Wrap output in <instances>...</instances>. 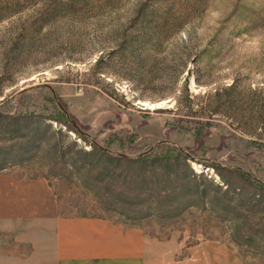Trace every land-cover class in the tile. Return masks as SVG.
<instances>
[{"label":"rangeland","instance_id":"obj_1","mask_svg":"<svg viewBox=\"0 0 264 264\" xmlns=\"http://www.w3.org/2000/svg\"><path fill=\"white\" fill-rule=\"evenodd\" d=\"M150 1L0 0V184L264 264V0Z\"/></svg>","mask_w":264,"mask_h":264},{"label":"crops","instance_id":"obj_2","mask_svg":"<svg viewBox=\"0 0 264 264\" xmlns=\"http://www.w3.org/2000/svg\"><path fill=\"white\" fill-rule=\"evenodd\" d=\"M45 181L10 176L0 184V230L29 248L0 250V264H248L218 240L184 246L108 217L61 214Z\"/></svg>","mask_w":264,"mask_h":264},{"label":"trees","instance_id":"obj_3","mask_svg":"<svg viewBox=\"0 0 264 264\" xmlns=\"http://www.w3.org/2000/svg\"><path fill=\"white\" fill-rule=\"evenodd\" d=\"M165 3V0H151L147 5H152L154 6V4H159L157 7H155V9H159L161 8V6H165L167 7L168 5L164 4ZM147 5L145 3H142L139 8L137 9V13H141V12H144V9H146ZM79 133L82 134V132H80V130L78 128H76ZM90 144L95 148V149H99L102 153L104 154H111V156L117 158V159H121V160H125L127 159L126 155L123 154V153H111L109 148H104L102 146H100L99 144H97L95 141L91 140ZM174 148L176 149V152H168V151H163L161 152L160 154H156V155H151L150 153L148 152H139L138 154H136L134 157H131L132 159H134V161L136 162H145V161H152L154 159H158V158H161V159H164V160H173L174 158L178 157V156H185V154L182 152V150L177 147V146H174ZM213 165V164H212ZM217 168V167H216ZM233 169V168H231ZM236 170H238L241 174H243L244 176L246 175V172L243 171V170H239L237 168H235ZM234 169V170H235Z\"/></svg>","mask_w":264,"mask_h":264},{"label":"bare ground","instance_id":"obj_4","mask_svg":"<svg viewBox=\"0 0 264 264\" xmlns=\"http://www.w3.org/2000/svg\"><path fill=\"white\" fill-rule=\"evenodd\" d=\"M142 104H145V105H147L148 107H152V105H153L154 103H147L146 101H143Z\"/></svg>","mask_w":264,"mask_h":264}]
</instances>
